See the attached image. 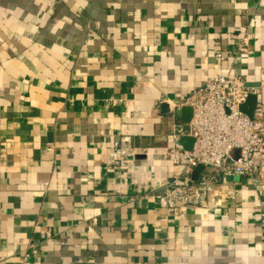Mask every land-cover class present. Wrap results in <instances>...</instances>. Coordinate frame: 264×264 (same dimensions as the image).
Wrapping results in <instances>:
<instances>
[{"label": "crops", "instance_id": "crops-1", "mask_svg": "<svg viewBox=\"0 0 264 264\" xmlns=\"http://www.w3.org/2000/svg\"><path fill=\"white\" fill-rule=\"evenodd\" d=\"M227 72L264 101V0H0V264H264V183L160 196L173 100Z\"/></svg>", "mask_w": 264, "mask_h": 264}, {"label": "built area", "instance_id": "built-area-1", "mask_svg": "<svg viewBox=\"0 0 264 264\" xmlns=\"http://www.w3.org/2000/svg\"><path fill=\"white\" fill-rule=\"evenodd\" d=\"M231 56V52L216 54L220 61L232 60ZM258 91L256 86H246L236 75L217 73L176 104L191 108L187 134L194 142L190 150L174 146L169 149L170 162L182 169L161 188L162 200L199 205L206 190L204 180L208 178H203L200 184L191 179V171L198 164L217 171L222 179L230 174L245 177L254 185L264 183V101L258 98ZM250 94L257 96L251 117L240 110ZM235 149L239 154L233 159L231 152ZM254 207L264 227V208L260 202ZM30 253L35 254L36 249ZM29 255L25 254L24 259Z\"/></svg>", "mask_w": 264, "mask_h": 264}, {"label": "water", "instance_id": "water-1", "mask_svg": "<svg viewBox=\"0 0 264 264\" xmlns=\"http://www.w3.org/2000/svg\"><path fill=\"white\" fill-rule=\"evenodd\" d=\"M245 85L246 86H257L258 84L257 83L251 84L249 82H246ZM256 101H257V96L255 94H250L247 97L245 103L241 105L240 110L246 115H248L249 117H251ZM173 102L175 104H178L179 100H173ZM160 108H161L162 113H165V114L171 113V110L169 109V105L166 103L162 104ZM179 111H180V114L182 116V120L184 123L183 125L178 127L177 130L174 132V138H173L171 146H174L178 149L190 150L194 142L193 137L187 134V123L191 117V108L189 106H181ZM238 154H239V150L235 149L231 152V157L233 159H236L238 157ZM226 163H229V160H227ZM176 168H177V171L175 174H177L182 169L181 166L176 167ZM204 169H205V166H203L202 164H198L197 166H195L191 171V179L193 181H197ZM225 179L228 181H238L240 177L237 175L227 174L225 176Z\"/></svg>", "mask_w": 264, "mask_h": 264}]
</instances>
